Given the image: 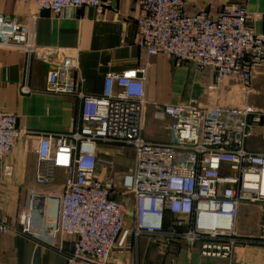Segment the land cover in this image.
I'll return each mask as SVG.
<instances>
[{
    "label": "built area",
    "instance_id": "built-area-1",
    "mask_svg": "<svg viewBox=\"0 0 264 264\" xmlns=\"http://www.w3.org/2000/svg\"><path fill=\"white\" fill-rule=\"evenodd\" d=\"M39 10L62 15L81 7L101 9L103 0H35ZM137 46L148 56L165 54L177 66L194 63L216 77L214 92L239 85L248 97L258 68H264V31L242 5L225 3L213 15L185 12V0H136ZM264 20V17H263ZM3 22L0 21V27ZM0 44L15 46L29 58L54 61L46 91L81 101V125L73 132H30L39 137L36 182L53 181L66 173L60 208V232L72 239L67 264H119L116 252H128L143 236L198 247L201 256L236 258L237 247H264V109L234 102L229 107L202 102L167 103L155 117L169 120L168 142L143 137L147 104L145 67L109 72L100 95H86L73 79L75 53L45 50L32 33L9 24ZM24 93L29 92L25 87ZM24 132L18 116L0 111V177L14 168L8 158ZM134 151V162L116 184L97 175L99 165L112 170V160L100 157L102 146ZM134 205L130 229L124 221ZM258 207L256 234L238 231L243 208ZM173 218L168 221L167 217ZM16 228L0 217V234ZM264 264V263H263Z\"/></svg>",
    "mask_w": 264,
    "mask_h": 264
},
{
    "label": "crops",
    "instance_id": "crops-1",
    "mask_svg": "<svg viewBox=\"0 0 264 264\" xmlns=\"http://www.w3.org/2000/svg\"><path fill=\"white\" fill-rule=\"evenodd\" d=\"M101 9L81 7L55 15L39 10L35 0H0V21L28 29L34 43L45 50H66L75 53L78 68L73 79L80 83L86 95H100L107 73L134 67H145L147 73L146 101L143 115V137L155 142H168L169 120H159L155 112L163 104L199 101L205 106L229 107L236 102L231 90L210 92L216 77L210 69H199L194 63L177 66L165 54L148 56L136 42V0H103ZM244 6L254 14L257 31H264V0H185V12L195 14L206 10L217 15L225 3ZM54 61L29 58L21 49L0 44V111L18 116L24 132L14 147L8 162L13 166L9 179L0 177V217L16 231L0 234V264H67L72 239L60 232V208L66 173L56 170L53 181L36 182L39 137L30 132H73L81 125V101L73 96L48 93L47 73ZM27 88L29 92L24 93ZM210 93V95H209ZM208 95V98L205 95ZM205 97V98H204ZM134 151L120 146H102L100 157L112 160L108 170L99 165L97 175L116 184L127 168L121 154ZM134 160V158H133ZM124 228L134 222V205L130 201ZM252 222L247 226L242 218L237 229L244 234H256L258 207L243 208ZM242 215V216H243ZM241 216V217H242ZM173 217L168 215L170 221ZM236 258L244 264H263L264 247H237ZM119 264H228L226 259L201 256L198 247L184 242H167L159 237L143 236L133 240L132 249L113 256Z\"/></svg>",
    "mask_w": 264,
    "mask_h": 264
},
{
    "label": "rangeland",
    "instance_id": "rangeland-1",
    "mask_svg": "<svg viewBox=\"0 0 264 264\" xmlns=\"http://www.w3.org/2000/svg\"><path fill=\"white\" fill-rule=\"evenodd\" d=\"M215 86H216V82L212 87H209V90L211 89L210 90L211 93L213 92V89L215 88ZM205 97L208 98V95L206 94ZM235 97H236L235 100L238 105H243L245 103H248V105L252 108L264 109V68H258L256 70L253 89L250 93V96L247 97L245 93L243 92L242 88L239 85H237L236 90H235ZM201 100L202 99H200L197 102H200ZM121 157H122V160L124 161V164H118L120 168H127L128 164H130V160L134 162L132 151H129V153L121 154ZM241 218L247 226L251 225L252 216L250 213H246Z\"/></svg>",
    "mask_w": 264,
    "mask_h": 264
}]
</instances>
